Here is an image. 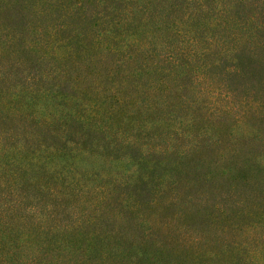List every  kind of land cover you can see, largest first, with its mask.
<instances>
[{
    "label": "trees",
    "instance_id": "1",
    "mask_svg": "<svg viewBox=\"0 0 264 264\" xmlns=\"http://www.w3.org/2000/svg\"><path fill=\"white\" fill-rule=\"evenodd\" d=\"M15 53L40 75L0 94V264H264L263 209L179 210L188 244L107 232L98 212L55 210L94 173L45 163L125 157L136 196L162 169L221 181L225 208L238 184L264 193V0H0V84ZM24 91L45 116L23 110Z\"/></svg>",
    "mask_w": 264,
    "mask_h": 264
},
{
    "label": "rangeland",
    "instance_id": "2",
    "mask_svg": "<svg viewBox=\"0 0 264 264\" xmlns=\"http://www.w3.org/2000/svg\"><path fill=\"white\" fill-rule=\"evenodd\" d=\"M5 10L13 13V10ZM24 16V20L28 24H32L39 29L38 17L30 12L24 13ZM14 55L19 58L20 63L11 67V73H5V70H3L5 76L1 79V95V92H8L9 87H14V76L20 75L28 78L35 74L37 78L40 75V68L37 70L31 68V74L28 73L30 66L23 62L18 53ZM9 58L12 60V54ZM70 75L69 79L71 81H75L77 84L79 81L81 82V88H86L87 84L93 82L88 77L87 81L82 82L79 75L75 77L77 75L75 70H72ZM90 76L93 77L91 72ZM19 88L20 86H15L14 90L17 92ZM15 93L13 94L14 97L16 96ZM22 94V105L20 104V106L23 110L32 111L39 119L41 115L45 116L46 111L50 108L43 109V104L42 107L40 106V92L27 93V91H24ZM3 97H6V95H2ZM31 97L35 99L27 101V98ZM28 102L30 106H28ZM188 141L191 142L192 140H177L175 146L178 149L186 148ZM142 146L143 148L147 147L145 144ZM220 148L221 145L218 146V150L214 154H217ZM200 158L205 162L209 159L216 161L217 155L214 156L208 152L206 157V151L202 150ZM45 163L54 170L61 169L63 173L67 172L69 168L77 170L79 173H94V175L80 177L79 182L83 184V191H79L72 196L67 205L61 204L59 207H55V210H59L61 213L68 211L71 216L82 214L85 217L98 212L102 218V223L99 222V225H101L99 229L103 228L107 232H115L123 227L125 231H132L133 233L134 231L146 235L153 233L160 236L158 238L166 233H171L175 243L188 244L191 241L189 238L190 229L181 224L182 218L174 216V213L179 210H188V207L192 210H251L252 206H255L256 210H264V193L256 190H246L242 184H238L235 190L228 193L225 199L228 203L231 202V206L225 208L222 202V188L224 193L228 190L225 189L221 181L210 184L205 181L194 183L190 178L180 176L176 178L172 173L163 169L160 170L158 179L152 180L149 177L152 181L150 190L148 192L140 190L139 195L136 196L134 191L122 190L124 183H133L137 179V176L128 166L125 157L112 160L78 152L68 158L53 157L46 160ZM65 163L69 164L68 168L64 167ZM220 165L221 162L213 164L212 168L216 169ZM123 233L129 238L132 236V233Z\"/></svg>",
    "mask_w": 264,
    "mask_h": 264
}]
</instances>
